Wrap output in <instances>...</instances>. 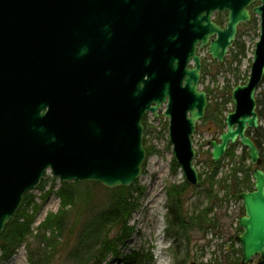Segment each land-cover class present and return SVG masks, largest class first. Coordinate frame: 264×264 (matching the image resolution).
Masks as SVG:
<instances>
[{"label": "water", "instance_id": "1", "mask_svg": "<svg viewBox=\"0 0 264 264\" xmlns=\"http://www.w3.org/2000/svg\"><path fill=\"white\" fill-rule=\"evenodd\" d=\"M254 1L0 0V237L49 171L61 183L132 187L147 158L144 118L163 107L174 159L198 186L193 137L209 104L198 50L223 64ZM217 11H230L225 30L212 22ZM254 13L262 37L250 79L232 92L228 130L209 143L214 163L240 142L257 166L255 191L239 195L242 264L256 255L264 264V171L246 134L260 126L264 76V5Z\"/></svg>", "mask_w": 264, "mask_h": 264}, {"label": "rangeland", "instance_id": "2", "mask_svg": "<svg viewBox=\"0 0 264 264\" xmlns=\"http://www.w3.org/2000/svg\"><path fill=\"white\" fill-rule=\"evenodd\" d=\"M249 31L251 32L240 38V41L246 45L245 57L240 56L241 63L234 60V55L238 54L237 48L229 50L224 64L213 60L208 48L199 53L208 70L204 82L201 83V88H209L213 92L212 101H216V98L220 101L228 96L227 89L225 90L226 87L228 88L227 84L234 88L249 76L253 53L259 40V33L256 29ZM231 60L234 61L232 65H230ZM232 109V104H228L226 113L231 112ZM146 123L150 129L146 136V146L154 148L157 153L146 160L143 174L135 184L137 188L143 190V194L139 197L138 192H134V197L136 199L139 197L138 207L133 212L129 223L134 228V233L125 244L119 245L117 254H110L102 264H126L125 259L135 253L149 256L152 259L150 263L144 261L143 264H241L240 254L234 253V250L239 247L234 245L232 249L234 237L241 235L237 224L241 203L234 201L235 199L230 196L226 199L225 192L218 186L213 193V196L218 195V203L215 199L212 200L211 196L206 197L207 194L202 188L192 186L193 188L188 189L184 194L185 216L196 218L204 214L209 222L217 220L215 228L186 234L178 228L170 227L168 192L175 186H182L185 178L179 166L175 169L173 167V146L168 138L169 121L164 116L158 119L148 116ZM203 131L204 129L199 133L201 137L194 138L196 150H203L201 143L197 142V140H206L207 137ZM242 151L241 145H238L235 148L236 156L239 157ZM210 161L209 153H206L194 164L199 166L203 174H206L208 169L211 170ZM246 164L249 165L250 161L248 160ZM233 165L236 166V163L232 164L227 158L220 166L216 180L219 181L228 175ZM61 184L59 179H55L51 172H48L45 189L32 192L36 198V207L31 208L28 214L35 219L32 225L34 232L50 213H57L61 209L62 204L57 196ZM78 188L84 190L86 187ZM50 190L52 193L47 196ZM95 190L93 193L97 195L98 201L111 196L102 189ZM211 206L213 210L208 215L205 214ZM115 233L116 231L113 232ZM26 247V245L21 246L8 260L2 259L0 251V264H28ZM226 248L229 251H226ZM60 263L61 261H58L56 264Z\"/></svg>", "mask_w": 264, "mask_h": 264}, {"label": "trees", "instance_id": "3", "mask_svg": "<svg viewBox=\"0 0 264 264\" xmlns=\"http://www.w3.org/2000/svg\"><path fill=\"white\" fill-rule=\"evenodd\" d=\"M236 48L238 54H235V58H233L241 63L240 56L245 57L246 50L243 47L237 46ZM233 62L231 60L230 65ZM207 74V67H204L203 81ZM227 86L228 88L226 87L225 90L227 89L228 96L220 101L216 98L217 102L213 108L212 106L209 108L203 124L212 115L217 117L218 122L219 118L224 116L228 104L232 103V85L227 84ZM146 120L147 118L144 120V145L148 159L157 152L154 148L146 146V136L150 131ZM237 146H231L224 157V160L229 158L232 164L236 163V166L233 165L230 173L221 180L217 181L216 177L223 160L217 164L212 160L210 161L212 174L206 179L201 177V183L198 186L207 194L206 197L211 196L212 200H219L218 195L213 196L217 186L225 192L226 199L229 196L238 199L241 193L253 190L252 170L246 164L249 155L242 152L237 157L235 154ZM145 166L146 163L144 169ZM173 167L174 169L178 168L175 159H173ZM46 185L47 177L45 176L37 190H44ZM82 186L86 188L84 190L78 188ZM136 186L107 189L94 182L63 183L57 192L62 204L61 209L57 213H50L37 227L36 232L32 230L35 219L28 214L31 208L36 207V198L32 193H28L24 197L20 210L6 226L0 237L2 259H10L17 249L26 245L28 264H56L58 261H61L62 264H102L110 254H117L119 245L125 244L134 233V228L129 223L133 212L138 207V199L143 194V190ZM190 188L193 187L184 182L182 186H175L173 190L168 192L170 227L172 229L178 228L186 234H190L192 231L204 232L215 228L217 220L209 222L204 214L198 215L196 218L185 216L184 194ZM95 189H102L111 196L103 201H98L97 195L93 193ZM136 191L139 196L137 199L134 197ZM50 193L52 190L47 193V196ZM212 210L211 206L205 211V214L208 215ZM114 231H116L115 234H113ZM239 253L242 251L240 250ZM227 258L230 261L229 256ZM125 260L126 264H143L144 261L149 263L152 261L149 256L138 253L128 256Z\"/></svg>", "mask_w": 264, "mask_h": 264}, {"label": "flooded vegetation", "instance_id": "4", "mask_svg": "<svg viewBox=\"0 0 264 264\" xmlns=\"http://www.w3.org/2000/svg\"><path fill=\"white\" fill-rule=\"evenodd\" d=\"M263 5H264V3L262 1H259V0H256V1H254V2L249 4V6L247 7V10H248V13L250 15V19L248 21L242 22L238 26V32L236 33L235 42H234L232 48L235 49L238 46L239 48L243 47L244 49H246V45L244 44V42L240 41V38L243 35H245L246 33L251 32L249 30L256 29L258 31V33H259V40L257 41L256 47H255V50H256V48L258 46V43L261 41V37H262V17L260 15L256 14V13H254V10L256 8L262 7ZM229 16H230V11H225V12L217 11L212 16V22H214L216 25H218L221 29L225 30L227 28V26H228V23H229ZM217 37H218L217 35L215 37H212L210 42H212L213 40H216ZM207 48H208V51H209V47L199 48L198 54L201 51H203V50H205ZM202 63H203V72H204V67H206V65H205V62L203 61V59H202ZM251 72H252V70L250 68L249 76H247V78L245 77V79L240 84L246 85L248 83V81L250 79ZM201 81H202V83L204 82L203 81V76H202V80ZM203 90L207 92L208 101H209L208 108H207V111H206V116H205V118H206L207 115H208L209 108L211 106H212V108L214 107L215 102H217V99H215L216 101H212L213 92L209 88H204ZM255 95H256L255 96V98H256V106H257L256 112H257V115H258V117L260 119V126H259L258 129L249 128L247 130L246 134H247V136H249L252 139V141L254 142L256 148L260 152V157H261V161L262 162H261V165L259 166V168L262 171H264V76L262 78L261 83L258 85V87L256 89V94ZM232 106H233V109H232V111H233L234 110V105L232 104ZM229 113L230 112L226 113V111H225L224 116L219 118V122L216 119L217 117L215 115H212V117L205 124H203V120L205 118L199 123L196 137H201L199 135V133L202 132V129H204L203 133L206 134L207 138L204 141L197 140V142H200L202 145H204L203 148H205V154L209 153V157H210V159L212 161H213V157H212L213 149H212V147L210 146L209 143L212 140H220L221 135L228 130V126H227V123H226V118H227ZM230 147L231 146H229V148L227 149V151L225 153V156H226L227 152L229 151ZM242 150H243L242 151L243 153L245 152V153H248V155H249L250 164L248 166L252 170V178H253V172L257 168V166L253 165L252 162H251L250 151L248 149L246 150L244 147L242 148ZM253 183H254L253 190H248V191H245V192L251 193V192L255 191V181H254V179H253ZM239 202L241 203V205H240L241 207L239 208L240 210H239L238 213H239V217H242V216L245 215V207H244V204H243L242 201L239 200ZM238 231H240L241 234L244 232L240 228H238ZM241 250H242V253H243L242 247H241ZM259 257H260L259 255H256L254 257L255 263L258 262Z\"/></svg>", "mask_w": 264, "mask_h": 264}]
</instances>
